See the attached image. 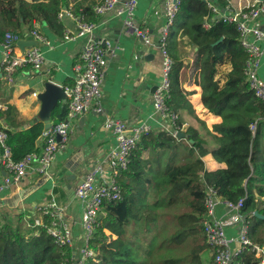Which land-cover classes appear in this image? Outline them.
<instances>
[{"label": "crops", "instance_id": "obj_1", "mask_svg": "<svg viewBox=\"0 0 264 264\" xmlns=\"http://www.w3.org/2000/svg\"><path fill=\"white\" fill-rule=\"evenodd\" d=\"M101 1L71 0L70 4L63 6L62 9L66 7L74 9L75 4L81 2L95 6ZM254 2L255 0H230L229 5L237 10ZM83 9L84 7H80V10ZM164 14L165 0H138L133 15L135 22L141 27L148 28L152 41L157 43L165 24ZM86 17L88 19L87 14ZM95 17L96 21L88 19L95 23V37L109 38L117 47V55L110 58L101 86L103 110L100 112L88 110L77 119L66 148L59 152L47 173L29 172L20 183L13 184L3 191L0 197V214L12 220H22L26 227H34L33 221L41 218V208L55 199L66 207L67 215L73 221L76 244L80 245L84 235L82 226L84 203L76 196V187L81 184L92 166L117 144L114 134L104 127L105 121L108 118H115L127 124L146 122L151 125L152 131L137 144L130 167L122 174L120 181L125 199L133 205L134 211L138 214L135 225L140 228V232L138 235H133L130 242L136 238L135 244H138L140 237L144 243L145 223L149 242L151 237L164 231L162 222L160 220L156 222L154 217H151L149 205L154 204L157 197H162L167 203L173 194L177 199L184 198L185 201H190L187 196L190 195L188 190L190 188L186 185L192 171H189L188 175L179 174L172 177L177 166L191 164L199 153L197 148L194 152L191 151L192 146L189 143L192 141L187 138L189 135L187 129L193 128L199 132L204 131L207 126L213 130V126L219 124L222 117L210 112L204 106L200 70L192 65L191 47L183 43L184 38L180 35L178 47L183 61L178 77L180 90L174 95L170 106L179 114L178 122L182 124L180 133L183 135L179 133L176 140H170L168 134L161 132L163 128L153 101L154 91L161 78L162 55L159 49L154 45L145 44L140 38L126 35L123 18L116 10L104 14L95 13ZM60 22L64 28L61 37L53 34L46 25L35 23L39 31L53 45L52 48L45 44L40 47L49 59L40 72H34L30 65H26L9 74L1 64L0 45V109L5 111L9 105L15 106L23 119L20 123L23 128L38 121L36 118L41 109L38 94L45 90L47 80H53L64 87L74 81V66L80 60L86 38L65 40L66 28L75 30L76 23L68 16H64ZM253 23L264 31V16H260ZM261 46L264 49V41L261 42ZM230 69L231 64L228 63L223 65L220 71H230ZM259 76L264 79V58L259 68ZM34 93H37V96ZM59 119L61 118L55 117L51 121L54 123ZM38 145L39 150H42L44 145L42 136L38 139ZM201 158L207 169L227 167L225 162L218 161L212 153L205 154ZM78 162L81 163L73 172L77 177L70 179L71 175H67L69 166ZM6 174L7 172L0 166V180ZM145 204L148 205L149 213L147 222L145 217L139 216ZM106 207L107 205L103 209L104 213L100 215V220L107 216ZM216 215L219 219L229 220L235 213L220 203ZM225 229L228 237L235 239L239 232V223L235 221ZM104 231L108 243H114L122 229L116 223V231L108 227H105ZM232 246L238 247V243L233 241ZM209 258H211L210 262ZM209 258L205 263L213 264V251Z\"/></svg>", "mask_w": 264, "mask_h": 264}, {"label": "trees", "instance_id": "obj_2", "mask_svg": "<svg viewBox=\"0 0 264 264\" xmlns=\"http://www.w3.org/2000/svg\"><path fill=\"white\" fill-rule=\"evenodd\" d=\"M211 1L222 8L230 4V0ZM70 2L71 0H0V42L4 40L7 31L25 36L36 22L46 25L53 34L61 37L64 28L58 15L62 7ZM80 7H84L83 11L89 20L96 21L93 4L77 3L74 12L78 14ZM208 14H211V10L207 0H180L179 12L168 40L169 51L174 59L169 106L180 90L178 77L183 61L178 38L181 35L183 43L191 47L192 65L200 70L202 102L210 112L221 116L222 121L215 124L213 130L207 126L204 131L199 132L193 128L187 129V138L192 141L189 143L191 151L194 152L197 148L199 153L191 164L177 166L172 177L188 175L192 171L186 185L190 188V195H187L190 201L177 199L173 197L174 194L167 203L162 197H157L156 202L149 205L150 214L158 222L159 216L163 214L160 210L162 205L182 203V210L186 209L187 215L193 216L194 212H199L202 221L206 187L213 185L225 199L238 201L244 198L241 213L250 223V236L264 246V219L254 215V211L264 214V123L260 120L264 116V102L254 94L246 79L247 52L241 45L236 25L220 20L210 28H205L204 17ZM228 63L231 64L230 71L221 72L220 68ZM67 108L68 102H61L53 111L51 119L63 118ZM0 116L3 120L0 127L7 132L6 144L11 148L14 160L40 149L38 139L45 129L44 121L39 120L23 128L20 124L23 119L13 105H9L5 111L0 109ZM257 120V129L253 132L251 124ZM179 124L182 126L181 122ZM161 132L168 134L170 140L178 138L164 129ZM0 152L3 153L1 144ZM208 153H212L218 161L225 162L227 167L207 169L201 157ZM106 205L107 216L100 220L92 239L96 255L86 264H143L141 253H148L152 259L146 223L144 243L140 237L138 244H135L136 238L130 242L132 236L140 232V228L135 225L138 214L133 205L125 196L118 202ZM147 207L145 204L139 215L145 217V222L149 216ZM20 221L22 220L14 221L0 216V264H69L66 257L73 255L71 247L57 246L43 227L30 226L23 230L24 226ZM116 223L122 231L117 241L108 243L104 228L116 231ZM156 237L157 235L150 240ZM262 260V257H257L248 247L236 261L240 264H261Z\"/></svg>", "mask_w": 264, "mask_h": 264}, {"label": "built area", "instance_id": "obj_3", "mask_svg": "<svg viewBox=\"0 0 264 264\" xmlns=\"http://www.w3.org/2000/svg\"><path fill=\"white\" fill-rule=\"evenodd\" d=\"M138 0H102L94 6L96 14H104L116 10L123 18L124 33L128 36L142 39L145 44L156 46L162 55L161 78L154 91L153 101L164 130L178 136L182 131L179 124V114L171 109L169 100L172 97V73L174 59L168 47L169 35L175 25L180 8V0H165V24L157 43L151 39L148 28L139 26L134 20V10ZM211 14L204 17V27L210 28L220 20L235 24L241 45L247 52L245 76L254 94L264 102V79L259 76V68L264 58V31L253 22L264 16V1L255 0L254 3L240 9H233L231 5L220 7L211 0H207ZM71 17L76 23V29L66 28L65 40H76L84 37L86 42L80 53V60L74 66L73 83L65 86L68 108L66 115L52 123L42 132L44 145L42 150L31 151L19 160L13 159V152L6 144L7 132L0 127V144L3 153L0 166L7 172L0 180V197L5 189L18 184L29 172L45 174L56 159L59 152L67 146L69 135L77 119L86 111L103 110L101 105L102 83L108 68L110 58L117 55V47L109 38L95 37V23L87 19L83 10L77 14L71 7L61 9L58 17ZM49 47L51 41L42 34L36 24L29 33ZM26 34V35H27ZM21 36L12 31L5 33L2 47L1 64L9 74L17 68L30 65L34 72L42 71L48 57L40 47H26L22 52L17 42ZM18 61V65L13 67ZM37 96V93H34ZM264 123V116L260 119ZM259 120L251 124L256 131ZM1 123V116H0ZM104 127L114 134L116 146L101 160H98L86 173L83 181L76 187L75 194L84 203V219L82 226L84 235L80 245L76 244L73 232V221L69 219L66 207L55 199L41 208V218L33 221L34 226L43 227L60 248L71 247L73 255L66 257L69 264H86L94 258L96 251L92 247V239L96 228L100 224V215L108 203L118 202L124 198L121 184L122 174L129 169L134 149L142 138L152 131L146 122L127 124L120 119L108 118ZM60 137V139H58ZM223 203L234 211L235 215L229 220L219 219L216 215L218 204ZM244 198L238 201L225 199L213 185H207L204 197L205 213L202 216V229L206 240L213 250V264H240L237 257L248 247L257 257H262L264 264V246L255 242L250 236V223L242 213ZM237 221L239 232L235 239L228 237L227 225ZM233 241L238 247H233Z\"/></svg>", "mask_w": 264, "mask_h": 264}, {"label": "rangeland", "instance_id": "obj_4", "mask_svg": "<svg viewBox=\"0 0 264 264\" xmlns=\"http://www.w3.org/2000/svg\"><path fill=\"white\" fill-rule=\"evenodd\" d=\"M183 206L184 204L177 203L160 207L163 214L158 219L162 222L164 231L150 240L148 247L152 259L148 253H141L143 264H206L213 250L201 229V215L194 212L193 217H189L188 211L182 210ZM20 223L24 226L23 230L28 228L23 221ZM254 241L260 244L257 240Z\"/></svg>", "mask_w": 264, "mask_h": 264}, {"label": "water", "instance_id": "obj_5", "mask_svg": "<svg viewBox=\"0 0 264 264\" xmlns=\"http://www.w3.org/2000/svg\"><path fill=\"white\" fill-rule=\"evenodd\" d=\"M264 1V0H262ZM19 48L22 52L25 51L26 47L37 46L41 47L42 43L36 39L33 35L27 34L25 37L21 38L17 42ZM157 87V86H156ZM38 98L41 101V109L36 120H42L45 123V128L51 126V117L53 111L61 102H67V93L63 85H60L53 80H47L45 83V90L38 94ZM183 135V133H180ZM81 162L69 166L67 175L70 179H75L77 175L73 173L80 165ZM254 215L258 218L264 219V214L254 211Z\"/></svg>", "mask_w": 264, "mask_h": 264}, {"label": "bare ground", "instance_id": "obj_6", "mask_svg": "<svg viewBox=\"0 0 264 264\" xmlns=\"http://www.w3.org/2000/svg\"><path fill=\"white\" fill-rule=\"evenodd\" d=\"M18 61H16L15 63H14V65H13V67H16L17 65H18Z\"/></svg>", "mask_w": 264, "mask_h": 264}]
</instances>
